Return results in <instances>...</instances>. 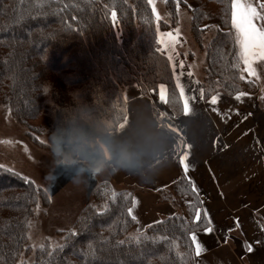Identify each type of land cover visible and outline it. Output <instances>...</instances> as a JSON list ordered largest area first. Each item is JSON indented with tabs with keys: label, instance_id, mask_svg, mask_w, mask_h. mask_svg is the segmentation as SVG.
Wrapping results in <instances>:
<instances>
[{
	"label": "trees",
	"instance_id": "obj_1",
	"mask_svg": "<svg viewBox=\"0 0 264 264\" xmlns=\"http://www.w3.org/2000/svg\"><path fill=\"white\" fill-rule=\"evenodd\" d=\"M5 1L9 5L0 6V13L12 25L14 45L4 46V40H11L10 32L8 37L0 35V106L9 107L22 122L47 119L48 133L55 131L69 110L83 107L94 113L91 118L97 125L117 127L127 115L123 87L128 83H136L155 100L164 85L171 116L181 115L183 102L174 69L159 43L160 30L170 31L177 26L178 7L190 12L192 35L204 57L198 74L204 98L216 92L234 96L255 85L244 78L246 66L239 58L231 0H168L171 26L157 20L148 0ZM189 2H194L196 8H190ZM113 10L118 16L115 26L111 21ZM46 24L59 28L50 43L41 34H30L31 29ZM208 30L213 36L205 42ZM29 37L30 47L19 50V41ZM90 47L96 51L94 62ZM45 48L49 49L46 54ZM70 50L73 54L69 57ZM23 53L43 56L37 70L33 68L30 74L20 65ZM191 55L194 57L193 52ZM180 170L173 188L191 203L185 212L153 223L141 233L135 232L137 222L128 211L131 191L113 183L95 186L93 175L85 176L75 185L80 193L76 189L77 194L47 211L49 219L43 228L52 235L67 232L64 243L38 249L31 264H197L191 233L203 230L208 220L192 182ZM63 181L60 176L56 186ZM43 191L20 174L0 167V264H30L23 254L29 245V223L42 202ZM92 197L95 203L91 205ZM197 212L201 213L200 219L196 218ZM82 246L86 252L77 259L74 252Z\"/></svg>",
	"mask_w": 264,
	"mask_h": 264
},
{
	"label": "crops",
	"instance_id": "obj_2",
	"mask_svg": "<svg viewBox=\"0 0 264 264\" xmlns=\"http://www.w3.org/2000/svg\"><path fill=\"white\" fill-rule=\"evenodd\" d=\"M161 35L164 40L169 39L167 34ZM172 36L176 45L179 36ZM161 45L168 58L172 56L176 84L179 78L191 111L173 118L168 113L167 89L164 87V100L160 89L156 102L161 113L166 110L170 123L181 132L179 135L168 132L171 139L166 149L144 160L145 170L155 173L150 182L125 171L120 174L123 184L147 186L146 191L152 192H135L133 216L145 229L176 212L173 205L161 203L155 196L157 193H153L178 180L182 168L179 157L187 151L189 168L184 172L202 199L203 211L212 228L207 233L195 232L203 249L197 255V264H264V108L258 94L246 89L238 93L239 99L238 94L223 93L214 94L215 103L211 100L214 95L205 99L194 68L181 60L180 63L177 60L178 65L174 59L178 51H168ZM132 91L133 115H142L160 128L154 114V98L138 95L133 87ZM185 144L191 147L185 149Z\"/></svg>",
	"mask_w": 264,
	"mask_h": 264
},
{
	"label": "rangeland",
	"instance_id": "obj_3",
	"mask_svg": "<svg viewBox=\"0 0 264 264\" xmlns=\"http://www.w3.org/2000/svg\"><path fill=\"white\" fill-rule=\"evenodd\" d=\"M243 2L247 4H251L253 7L257 9L258 13L264 16V8L260 7L261 4H264V0H243ZM167 3H168V0H154V4H151V5L152 7H155L156 9V12H155L156 18L159 17V19L157 20L160 22L163 21L165 25H170L171 16L167 9ZM8 5L9 3L6 2L5 0H0V6L8 7ZM188 5L192 9L196 8V4L194 2H189ZM0 15H1L0 35H4V37H8L7 33L10 32L9 36H11V40H8L10 38H7L6 40H4L5 42L4 46H7L9 48L13 47L14 43L12 42V28H10L12 25L2 18L1 13ZM33 15L37 16L36 13ZM190 16H191L190 12L187 9L178 7L177 26L175 27L174 30H170V31L160 30V35L171 33L174 36L176 35L179 36V39H178L179 42L176 43V45L174 43L170 50L167 48L166 49L172 52H175V50L176 52L178 51V53L176 54L177 59H176V56H174L176 63H177V60L179 63L181 60V62H183L184 65L193 67L194 73L196 77L198 78V74L200 73V69H201L200 66L204 61L203 60L204 57L201 54L198 44L196 43V41H194L192 30H191V17ZM253 22L257 25L258 28L261 26H264V20L262 19H256ZM58 30L59 28L57 26L46 24V25H43L41 28L37 27L35 29H31L30 32L32 33L30 34H35V33L41 34L40 36H42L44 41L50 43L51 41L53 42L55 38L54 36H52V34L55 32L57 34ZM212 36H213V31L208 30L205 36L206 38L205 42H208ZM32 37H29L30 39L27 38L25 40L19 41V44H18L19 50L21 49L25 51L27 48H29ZM162 37L164 36L161 35L159 37V41L163 39ZM48 43L47 45H49ZM160 47L162 51L166 54L167 51L165 52L161 44H160ZM46 49L47 48H45V54L46 52L47 53L49 52L48 51L49 49L47 50ZM90 51H91L92 57L94 58L95 56L94 53L96 51L92 47H90ZM191 52L194 53V57H192ZM72 54H73V51L71 50L67 53L69 57ZM40 57H43V56L36 55L34 57L33 55H29V53L28 55L23 53V55L21 56L20 65H22L23 67H26V70H28V73L30 74L32 73L33 68L34 70H37L38 68L37 66L40 62L39 61ZM166 57L168 58V55H166ZM94 61H95V58L93 59V62ZM172 67H173V64H172ZM252 67L255 68L256 70V76L250 75L249 72L245 68L243 71V73L245 74L244 78L247 81H251L252 84L253 83L255 84L252 89L249 88L250 89L249 91L256 92L258 94L260 104L262 108H264V60H259V59L254 60L252 63ZM252 84H250V86ZM132 87L134 88L135 92H138V95L140 94L143 97L152 96L151 93L144 94V92L141 91L140 87L136 83L125 84L123 87V97H124L125 103L127 104V115H126L127 118L131 113L130 103H131V99H133ZM154 102H155L154 114L158 120L159 126L162 127V124H171L169 121L170 120L169 117L166 116V113H167L166 110L165 112L161 113V108L158 106L159 104L157 103L158 101L156 102V100L154 99ZM156 111H158L159 114H157ZM168 113L170 115L173 114L170 111V109L168 110ZM47 123L48 121L45 118H39L37 120L28 121V122H22L21 120L19 121L15 118V116L13 115L9 107L0 106V167L10 169L20 174L22 177H24L28 181L34 182L38 188H43L44 190L43 191L44 195L42 196V202H40V204H38V206L35 208L33 218L31 219L29 223V228H28L29 245L27 247V250L23 254L24 260L30 264L33 262L32 260L35 259L36 251L38 249L42 247L56 248L59 245H62L64 243L65 237L68 234L67 232H61V233L55 232L53 235H52L53 232L49 234L46 233L47 231L43 228L45 227L43 226V224L44 222H46V219L48 218L47 211L49 212V209L53 207L54 205L60 203L62 199H65V198L68 199L70 195H73L76 192V189H78V193L81 192L79 191L80 190L79 187L77 188V186L75 185H70L66 183L65 176L63 174L60 175L61 179L64 180L63 183L60 184L59 186L55 185V187H51V188L49 187L46 181H42L41 179L45 177V173L49 170L52 164V156H51V152L49 148V139H48L49 135H51L52 133H48L47 130L49 129L45 128ZM120 123H123V120ZM116 130L119 131L117 127H116ZM61 172H71V171H69L68 169L67 170L61 169ZM120 174H122V170H110V171L101 173L99 175L95 173H93L92 175L96 181L95 186H98V185L100 186L104 184L107 185V184L113 183V184H117L120 188H123L124 190L131 191L132 203L129 209L132 210L135 192H142L143 194L144 193L152 194V192L146 191L147 189H149L147 188V186L140 187L137 185H127L125 183L123 184L122 183L123 178H122V175L120 177ZM180 176H181V170H180ZM173 184L170 185L169 187L156 190L153 194L157 193L155 196L160 200L161 203H170L171 205H173V207L176 209V212L174 214H179L180 212L186 211L185 208L187 204L191 203L192 200L188 198L187 196L181 197L177 195V193L175 192L173 188ZM83 193L85 194V192ZM86 193H88V191H86ZM165 196L167 197V200L162 199ZM94 203L95 202L93 201V197H92L91 205ZM202 206H203V201H202ZM130 214L132 217H134L132 211ZM136 222H137V226L135 228L136 233L144 232L150 226L149 225L147 228L142 229V227L139 226V222L137 219H136ZM76 228L71 229L70 232L73 230H76ZM99 235H102V234L99 233ZM82 252L84 253L86 252L84 246L80 247L79 250L74 252V255H76L75 257L77 259L78 258L80 259V257H82Z\"/></svg>",
	"mask_w": 264,
	"mask_h": 264
},
{
	"label": "clouds",
	"instance_id": "obj_4",
	"mask_svg": "<svg viewBox=\"0 0 264 264\" xmlns=\"http://www.w3.org/2000/svg\"><path fill=\"white\" fill-rule=\"evenodd\" d=\"M93 115L87 107L69 110L49 135L52 164L44 177L49 187H55L61 174L66 183L78 185L87 175L110 170H122L150 182L155 173L145 170L144 160L166 149L171 139L168 130L150 124L142 115L134 116L132 111L127 125L119 131L114 125L111 129L97 125Z\"/></svg>",
	"mask_w": 264,
	"mask_h": 264
},
{
	"label": "snow or ice",
	"instance_id": "obj_5",
	"mask_svg": "<svg viewBox=\"0 0 264 264\" xmlns=\"http://www.w3.org/2000/svg\"><path fill=\"white\" fill-rule=\"evenodd\" d=\"M25 0H21V3H24ZM149 4H154V0H148ZM260 7L264 8V4H261ZM231 9H232V24L237 29V42L240 46L239 51V58L243 61L244 65L246 66V70L249 72L250 75L256 76V70L252 67V63L254 60H264V26L257 27V25L253 22L256 19H262L264 20V16H262L260 13L257 12V9L253 7L251 4H247L243 2V0H231ZM25 10H22L20 15L21 17L24 15ZM153 13L156 12L155 7L152 8ZM42 14V13H41ZM159 19V17H157ZM111 21L113 23V26L118 21L117 12L113 10L111 12ZM70 28V26H68ZM169 39L164 40L161 39L159 41L160 44L165 45L167 49H171L172 45L175 43V38L172 36L171 33L167 34ZM160 49H158L159 51ZM169 60H172V56L169 55ZM175 67V65H174ZM182 67V65H181ZM177 85L176 87L180 89V95L183 99V112L185 114H188L191 111V106L189 103V99L185 97L184 88L179 83V78H177ZM161 88V100L165 99V91H164V85L160 86ZM241 94L237 95V99H239V96ZM211 100L213 103L216 102L217 96H212ZM163 115V114H162ZM127 116H124L123 123L117 124V129H122L127 124ZM162 126L168 127L169 130L175 132L176 134H180L181 129L178 126L172 125V124H162ZM185 149L191 147L190 145L185 144ZM188 152L185 151L183 155L179 157V163L184 169L185 172H187L189 168V163L187 160ZM63 163V162H61ZM59 167V165H58ZM129 213H131V209L128 210ZM204 216L206 217L207 214L204 213ZM201 213H196V218L200 219ZM135 219V217H133ZM204 232H211V221H209L208 226H206L203 229ZM75 233H71V235H74ZM191 241L195 245V253L196 255H199L201 253L202 246L200 242L197 240V235L195 232L191 233ZM248 250L251 251V246L248 247Z\"/></svg>",
	"mask_w": 264,
	"mask_h": 264
}]
</instances>
